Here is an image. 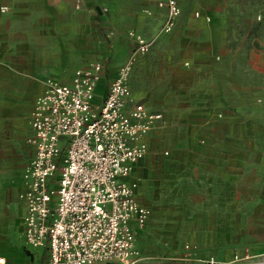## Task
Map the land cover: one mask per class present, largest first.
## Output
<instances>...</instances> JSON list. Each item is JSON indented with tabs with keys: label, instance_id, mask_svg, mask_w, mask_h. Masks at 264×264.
<instances>
[{
	"label": "rangeland",
	"instance_id": "obj_1",
	"mask_svg": "<svg viewBox=\"0 0 264 264\" xmlns=\"http://www.w3.org/2000/svg\"><path fill=\"white\" fill-rule=\"evenodd\" d=\"M91 1L108 26L100 34L86 5L43 0L42 32L21 35L19 43L26 46L28 74L43 79H66L79 64L101 59L109 70L98 101L111 68L134 54L132 95L165 118L135 167L137 196L151 208L135 234L137 247L175 256L190 242L205 257L264 244V0H177L181 14L168 32L162 31L165 15L147 14L149 6L137 0ZM129 31L148 41L146 53L117 41L116 34ZM31 99L13 97L4 108L0 98V239L6 247L22 241L16 192L32 154L25 140Z\"/></svg>",
	"mask_w": 264,
	"mask_h": 264
},
{
	"label": "built area",
	"instance_id": "obj_2",
	"mask_svg": "<svg viewBox=\"0 0 264 264\" xmlns=\"http://www.w3.org/2000/svg\"><path fill=\"white\" fill-rule=\"evenodd\" d=\"M82 1L73 3L80 8ZM145 1L166 8L162 31L176 25L177 0ZM128 36L137 52L148 51L144 37L133 31ZM134 58L130 53L118 65L99 101L106 68L101 60L76 68L68 82L47 78L34 98L26 138L34 152L18 192L24 242L47 249L45 264H264V252L201 257L190 242L175 256L141 255L135 234L151 209L137 199L138 183L130 176L147 153L145 135L162 114L132 98L128 80Z\"/></svg>",
	"mask_w": 264,
	"mask_h": 264
},
{
	"label": "crops",
	"instance_id": "obj_3",
	"mask_svg": "<svg viewBox=\"0 0 264 264\" xmlns=\"http://www.w3.org/2000/svg\"><path fill=\"white\" fill-rule=\"evenodd\" d=\"M86 1H87V3H86ZM86 1L85 2H84V0L82 1V6L86 5V7L88 8V10L90 12L89 13L90 18L93 19L94 25L96 26V29H97V33L100 34V32H102L108 26L105 27L100 22V16L99 15L101 12H100L99 6L95 5L92 1L90 2V0H86ZM137 1H139L140 3H142L144 5L149 6V7H145L143 9V11L146 12L147 14H152V12L156 9V13L166 15V8L165 7H159L153 2H148L145 0H137ZM217 1L222 2L223 0H217ZM42 4H43V0H39V5H38V0H35V7H33L31 5V3H29L28 0H0V7L2 5H5L7 7L6 13H3V14L0 13V98L3 99L4 108L6 106L10 107L8 104L9 101H7L10 98L17 97V96L22 95V94L26 97L32 98L30 101V106L27 110L26 125L28 128V133L25 137V140L31 134V128H30V125L28 122L29 113L32 109L34 98L37 95H39L44 89L45 80L47 78H53L59 82H68V81H70L71 75L76 68L84 66L93 60H99L97 58H94V59H89V60L79 64L78 66H76L72 70V72L70 73V75L66 79H62L57 75H51V76L46 77L45 79H43L42 75H40V76H38L37 74H35V75L30 74L29 75L28 70H27L28 60H27V54H26V52H27L26 46H22L19 42L22 39L21 35L26 37L28 35V33L37 34L38 31L42 32V30H43V12H42L43 8H42ZM97 7L99 8V11H98ZM6 10H4V11H6ZM222 12L224 13V10H222V9L216 10V13H218L219 15H222ZM176 24H177V22H176ZM11 34H12V37H11ZM12 38H15V40H16L15 41L16 46H14L16 53H15L14 58H12L13 47H12V45L10 46V41ZM116 39H117V41H119V43L122 46H124L126 48H133V47H131V45L135 44L133 39H129L128 36L123 37L122 35L116 34ZM21 52H23V53H21ZM127 56H128V54H127ZM127 56H125V59ZM125 59H123L118 65H120ZM134 62H135V58H134ZM134 62H133L131 71L133 69ZM118 65L116 67L111 68L112 77L115 75ZM107 70H109V67L105 68L104 75L106 74ZM131 71H130V74H131ZM130 74H129V80H128L129 87H130ZM103 78H104V76L102 77L101 82L103 81ZM229 78H230V76H229ZM229 83L232 85L231 86L232 89H234L237 85L233 80H230ZM99 89H100V84L98 86V90ZM130 91H131V88H130ZM131 96L135 101L142 102L148 109L151 108L145 102L138 100V99H135L134 96L132 95V92H131ZM5 100L7 101V103L5 102ZM152 111H154V110H152ZM9 112L10 111H8V112L6 111V113L8 115H9ZM157 112L161 113V111H158V110H157ZM164 123H165V118L162 114V119L159 120L157 122V124L152 129H150L148 131V133L145 135L144 139H145V141L147 143V147H148L147 153L149 151V136H150L151 131L156 127L162 126ZM30 146L32 147V154L30 156V158H31L33 155V152H34V148L32 145H30ZM163 153L165 155H168L169 154L168 149L164 150ZM29 159L26 161V163L22 167L21 180H22L23 169H24L25 165L27 164V162L29 161ZM139 161H137L134 164V167H133V170H132L131 176H130V178L137 180V183L139 182V178L135 174V167ZM22 185H23V180L21 181V185L16 192V199L20 203V207H21V215H20L21 228H22V215L24 212V206H23L22 201L18 198V192L21 190ZM137 188H138V186H137ZM137 188H136L135 194H136L137 199L139 200V198L137 196ZM1 190L2 189L0 188V195L2 193ZM11 195H12L11 198L14 197V192H12ZM139 202H141L142 204H145L140 200H139ZM5 242H7V241L0 239V257H3V263L2 264H45L47 259H48L47 249L46 248L40 249V248H35V247H31V246L27 245L24 242L23 233H22V241L20 243L13 244L11 247L10 246L6 247ZM136 247H137V245H136ZM245 250L249 251L250 253L264 252V244H261L260 246H256V245L253 246V245L245 244V245H242V246L236 248L229 255H222V256L215 255V256L218 258H228L234 252H243ZM139 251H140L142 256H160V255H154V254H150L147 252H143L140 249H139ZM209 255H211V254H209ZM212 255H214V254H212Z\"/></svg>",
	"mask_w": 264,
	"mask_h": 264
},
{
	"label": "water",
	"instance_id": "obj_4",
	"mask_svg": "<svg viewBox=\"0 0 264 264\" xmlns=\"http://www.w3.org/2000/svg\"><path fill=\"white\" fill-rule=\"evenodd\" d=\"M98 11H99V8L97 7Z\"/></svg>",
	"mask_w": 264,
	"mask_h": 264
}]
</instances>
